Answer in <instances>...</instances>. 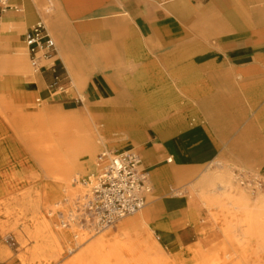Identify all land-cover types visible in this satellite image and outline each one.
I'll return each instance as SVG.
<instances>
[{
  "label": "crops",
  "instance_id": "0c3cea01",
  "mask_svg": "<svg viewBox=\"0 0 264 264\" xmlns=\"http://www.w3.org/2000/svg\"><path fill=\"white\" fill-rule=\"evenodd\" d=\"M8 3L0 17L21 29L42 22L50 33L48 23L56 46L41 56L29 85L8 90L0 175L47 178L37 145L49 130L58 132L48 122L65 111L77 114L73 136L98 124V139L92 137L101 148H139L152 188L153 199L141 211L75 241L52 264H158L157 258L172 264L173 257L186 264L189 253L206 244L210 213L217 210L191 200L200 179L264 178V0ZM179 56L184 59H173ZM194 62L200 74L193 80L173 67ZM55 76L62 90L53 88ZM36 99L44 102L35 107ZM39 112L47 114L41 115L46 126ZM28 118L32 126L25 129ZM13 183L12 191L29 188ZM175 187L184 192L172 193ZM190 212L196 223L189 222ZM2 238L0 231V243L12 250ZM4 263L23 264L16 257Z\"/></svg>",
  "mask_w": 264,
  "mask_h": 264
},
{
  "label": "bare ground",
  "instance_id": "6f19581e",
  "mask_svg": "<svg viewBox=\"0 0 264 264\" xmlns=\"http://www.w3.org/2000/svg\"><path fill=\"white\" fill-rule=\"evenodd\" d=\"M22 26L12 23L0 17V87L19 91L33 80L35 71L31 66L29 49L28 51L19 43V32ZM10 31V35L2 37L4 31ZM16 44L13 53L7 52ZM29 52V54H28ZM173 59H184L181 56ZM177 75L187 79H197L199 68L197 63L176 64ZM8 88L7 90H9ZM7 94H0V110L4 112L6 107H12ZM41 124L47 125L39 112ZM55 115V114H54ZM75 112L62 111L58 117L48 122L57 133L49 130L44 137L40 138L37 145L38 158L44 168L48 182L45 191L42 193L34 186L23 190L21 193L12 191L10 184H24L34 182L39 178L36 172L27 174L15 173L13 176L4 177L0 175V231L4 239L10 241V230H15V237L19 244L30 245V255L21 254L20 261L33 264H50L62 257L63 253L75 248L73 239L75 226L71 230L64 231L55 229L51 221H44L41 218L43 205L47 209L54 208V203L62 197V189L69 188L72 180L78 179L87 173L90 168L101 169L104 159L97 154L101 150L100 144L93 139L90 125H84L82 131L72 135V124L76 118ZM32 126L30 118L26 119L25 129ZM30 137V132H26ZM59 144V147H55ZM80 154H85V161H78ZM2 165V162H0ZM93 175L96 172L92 173ZM90 179L96 177L91 176ZM263 181V183H262ZM250 187L241 186L235 178H202L191 190V200L202 201L203 205L211 211L212 219H224L221 228L225 240L217 243L218 247H225L229 243L233 252L209 253L197 250L195 257L201 258L202 264H227L234 261V264H264V178L253 177L249 179ZM16 185V184H15ZM66 190V189H65ZM172 193L181 195L184 191L175 187ZM42 196H41V195ZM151 194V193H150ZM2 216L7 218L2 222ZM14 218L13 224L9 220ZM27 219L32 223L27 224ZM189 222H197L194 212L188 215ZM20 221H23L20 223ZM63 226V225H62ZM64 227V226H63ZM70 233V234H69ZM78 243V241L76 242ZM243 250V252H241ZM11 250L9 245L0 243V260L7 261L10 258ZM163 258H157V263H162ZM184 264V261L182 262Z\"/></svg>",
  "mask_w": 264,
  "mask_h": 264
},
{
  "label": "built area",
  "instance_id": "2783aa9c",
  "mask_svg": "<svg viewBox=\"0 0 264 264\" xmlns=\"http://www.w3.org/2000/svg\"><path fill=\"white\" fill-rule=\"evenodd\" d=\"M8 8V0H0V15ZM24 40L35 66L39 65L41 56L47 57L56 46L54 38L42 22L29 29ZM52 86L57 91L62 90L59 76H55ZM78 101L83 99L79 97ZM101 156L104 161L107 160L106 164L90 190L77 199L74 210L63 220L64 227L78 223L96 234L141 211L149 203L152 188L137 150L108 151Z\"/></svg>",
  "mask_w": 264,
  "mask_h": 264
},
{
  "label": "rangeland",
  "instance_id": "374dc122",
  "mask_svg": "<svg viewBox=\"0 0 264 264\" xmlns=\"http://www.w3.org/2000/svg\"><path fill=\"white\" fill-rule=\"evenodd\" d=\"M35 24L36 23L31 24L28 27L22 29L19 32V35L21 36L22 33L27 32ZM47 26H48V28L50 30L51 35L54 36V33L52 31L51 26L48 23H47ZM10 34H11L10 31L5 30L4 33L2 34L3 35L2 37H7ZM4 41H5L4 39H2V38L0 39L1 43H3ZM55 42H56V40H55ZM19 43L28 51L29 48H28L25 40L21 39V37H20V42ZM15 46H16V44H13V46L10 47V48H7L6 51L9 52V53H13V51H15ZM29 52H28V54H29ZM40 54H42V53H40ZM29 57L31 58L30 59L31 66L34 69V71H36L37 70V66H35L33 64L31 54H29ZM53 59L52 60L43 59V63H47L48 64V63L52 62ZM8 88H10V87L8 86ZM7 89L6 88L2 89L0 87V94H3V93L7 94L8 98H9V93H8ZM79 90H80L81 93L83 92V89L79 88ZM42 102H44V101L43 100H39L38 101V99H36L34 101L33 106L38 107L40 104H42ZM8 114L6 115L5 110H4V112H2L0 110V116L2 118H4L6 116V118L9 119V115ZM92 125L90 124V126L92 128L91 131L93 132L92 135H93V137H96L98 139V129H95V127L97 128L99 125L98 124L93 125V126ZM130 148H134V146H124V147L122 146V147H118V148L103 147L98 152L97 156L100 157L99 156L100 154H103L104 152H108V151L121 152V151H124V150H128ZM136 149L141 153L139 148H136ZM141 155H142V153H141ZM142 157H143V155H142ZM106 161L107 160H105L103 162L101 169H99L98 171H96L97 168H95V167L90 168V170L81 177L80 181H78V179L74 178L72 180L71 186L69 188H63L61 190L62 191V197L60 199H58L54 203V208H51L49 210V209L46 208L45 205H43L42 214H41V218L40 219H42L44 221H51L53 223L54 228L57 229V230L58 229H62L64 231H69V230H71V227L75 226L76 227L75 228L76 231L73 233V239L76 242L78 241V243H81V242L85 241L86 239H88L89 237H91L94 234V231L91 230V229L83 228L78 223H71V225L69 227H63L62 223H63V220L67 219V217L70 214V212L72 210H74L75 203H76L77 199L81 195H84L86 192H88L90 190L91 185H92L93 181L96 178L90 179L89 177H91V176L98 177V175L102 171L104 165L106 164ZM144 164L147 167V164H146L145 161H144ZM93 172H96V174L93 175L92 174ZM235 179L239 180V182H240L242 187L248 189L250 187L249 179H253V177H244V178L243 177H237ZM46 182H48L47 178H45V177L39 178V179H37L34 182L28 183V187L34 186L35 189L38 188L43 193L45 191ZM262 183H263V181H262ZM23 190H26V189H22L21 188V189H19V192L21 193ZM16 192H18V191H16ZM148 199H149V201L151 199H153V195L152 196L149 195ZM216 211L217 210H215V209L213 210V212H216ZM2 219H3L2 222H6V220H8L7 218H5L3 216H2ZM25 221H27V224L32 223V220H30V219H27ZM211 221H213V225L210 227L211 231L206 235V244L200 246L199 250H201L203 252H209V253H226V252L229 253V252H233L234 248L229 243H227L225 245V247H218L217 246L218 242L225 240V236H224V234H223V232L221 230L225 220L219 218V219H211ZM8 222H9V224H13L14 222H17V221H14V218L12 217ZM21 222H23V221H20V223ZM15 233H16L15 230L12 229V230H10V234L9 235L15 236ZM5 241H6V239L2 238L1 242H5ZM8 244H10L11 247H12L10 257H12L14 259L16 257L17 259L20 260V255L21 254L24 253L27 256L30 255L29 248H30L31 244L30 245L28 244V245H25V246L22 245V247H19L18 254H16V252L14 250L16 248H18V246H20V244L18 245V242L16 240L11 239V238H10V241L8 242ZM241 252H243V250H241ZM194 253H196V251H193L192 254L189 253V256L186 258V264H202L203 263L201 258H198L197 256L196 257L194 256ZM65 254H67V250H66ZM25 263H29V261L23 262V264H25ZM0 264H5V263L1 262ZM50 264H52V262ZM172 264H180L179 257H173L172 258ZM227 264H234V261H231V262H229Z\"/></svg>",
  "mask_w": 264,
  "mask_h": 264
}]
</instances>
